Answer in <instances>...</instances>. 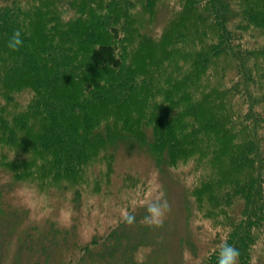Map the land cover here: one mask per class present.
<instances>
[{
    "label": "trees",
    "instance_id": "obj_1",
    "mask_svg": "<svg viewBox=\"0 0 264 264\" xmlns=\"http://www.w3.org/2000/svg\"><path fill=\"white\" fill-rule=\"evenodd\" d=\"M161 1L0 0V37L16 29L23 40L13 51L0 39V55L15 58L0 59L1 164L31 188L96 196L121 147L145 150L160 169L196 162L204 173L190 197L224 228L238 263L252 264L264 238V0H173L152 35ZM7 63L27 73L10 76ZM83 70L100 74L71 84ZM68 113L78 116L59 137ZM99 166L103 179L91 181ZM125 178L123 189L138 187Z\"/></svg>",
    "mask_w": 264,
    "mask_h": 264
},
{
    "label": "rangeland",
    "instance_id": "obj_2",
    "mask_svg": "<svg viewBox=\"0 0 264 264\" xmlns=\"http://www.w3.org/2000/svg\"><path fill=\"white\" fill-rule=\"evenodd\" d=\"M172 5L173 0H162L158 4L152 35L160 33L170 15L169 6ZM15 31L9 30L11 37ZM27 35L33 41L32 34ZM0 39L2 43H7L11 38ZM258 41L264 43V40ZM254 42L252 39L247 43L251 46ZM22 51L28 53L26 49ZM8 58L5 54L0 55V59L5 62H13L15 59ZM7 71L10 76L27 73L21 66L12 67L10 64ZM99 74L83 70L81 76L84 78H67L74 86L83 88L85 79L97 78ZM40 75L51 77L49 72ZM143 79L146 80V77ZM65 84L63 81L58 86L62 91L60 97L67 91ZM110 89L113 94L119 93L117 84ZM18 94L17 102L23 106L22 99L26 93ZM136 94H133L132 99L126 97V113H130L133 102L136 103L139 98ZM91 112L93 115V110L87 112V115ZM204 113L205 117L212 114L208 109ZM104 114L105 110H101L96 115ZM77 116L78 113H68L60 119L57 124L59 137L62 128L75 122ZM209 142L204 140V144ZM2 158L0 264H207L225 241L224 228L203 218L195 199L190 197V191L204 173V170L197 169L196 162L160 169L145 150L135 145L121 147L117 152L113 176L105 181L99 194L94 196L88 187L80 195L58 188L47 192L31 188L29 184L11 178L9 171L1 164ZM101 167L94 169L91 181L103 179ZM129 177L139 185L127 191L123 189V183L124 178L127 180ZM108 181L110 183L107 184ZM161 188L171 211L162 227H149L143 221L146 210L140 202L155 197ZM122 209H127L136 217L132 225L122 219ZM106 244L116 247L109 252ZM252 264H264L262 237L254 246Z\"/></svg>",
    "mask_w": 264,
    "mask_h": 264
},
{
    "label": "clouds",
    "instance_id": "obj_3",
    "mask_svg": "<svg viewBox=\"0 0 264 264\" xmlns=\"http://www.w3.org/2000/svg\"><path fill=\"white\" fill-rule=\"evenodd\" d=\"M22 44L21 33L17 30L9 40L8 47L10 50L17 51ZM140 203L146 210V215L143 217L144 223L149 227H162L167 214L171 211L162 188L155 197L145 198ZM121 217L128 225H132L136 220V217L127 209L121 210ZM239 255V250L225 240L219 246L217 264H238Z\"/></svg>",
    "mask_w": 264,
    "mask_h": 264
}]
</instances>
